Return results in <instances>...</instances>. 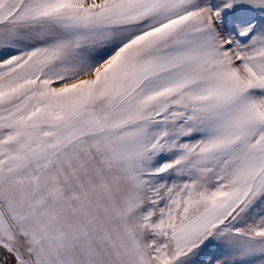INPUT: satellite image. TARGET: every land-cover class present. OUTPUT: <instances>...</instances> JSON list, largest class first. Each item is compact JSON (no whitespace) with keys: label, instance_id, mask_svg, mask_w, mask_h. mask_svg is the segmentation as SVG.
<instances>
[{"label":"snow or ice","instance_id":"obj_1","mask_svg":"<svg viewBox=\"0 0 264 264\" xmlns=\"http://www.w3.org/2000/svg\"><path fill=\"white\" fill-rule=\"evenodd\" d=\"M0 264H264V0H0Z\"/></svg>","mask_w":264,"mask_h":264}]
</instances>
